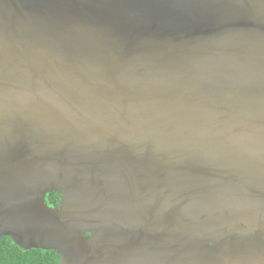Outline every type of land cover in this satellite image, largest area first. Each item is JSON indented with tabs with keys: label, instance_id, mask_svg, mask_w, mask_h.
<instances>
[{
	"label": "water",
	"instance_id": "obj_1",
	"mask_svg": "<svg viewBox=\"0 0 264 264\" xmlns=\"http://www.w3.org/2000/svg\"><path fill=\"white\" fill-rule=\"evenodd\" d=\"M0 181L57 264H264V0H0Z\"/></svg>",
	"mask_w": 264,
	"mask_h": 264
},
{
	"label": "trees",
	"instance_id": "obj_2",
	"mask_svg": "<svg viewBox=\"0 0 264 264\" xmlns=\"http://www.w3.org/2000/svg\"><path fill=\"white\" fill-rule=\"evenodd\" d=\"M47 202L54 208L58 207L57 195L50 193ZM59 256L54 250L18 247L10 237H0V264H57Z\"/></svg>",
	"mask_w": 264,
	"mask_h": 264
},
{
	"label": "rangeland",
	"instance_id": "obj_3",
	"mask_svg": "<svg viewBox=\"0 0 264 264\" xmlns=\"http://www.w3.org/2000/svg\"><path fill=\"white\" fill-rule=\"evenodd\" d=\"M241 220V215L240 213L237 215H234L233 213L231 215H225V217H223L219 222L218 225L219 226H223L226 224H230L234 221H239ZM4 228H0V236H5V234L3 233ZM21 248V247H20ZM22 249L26 250V248L22 247Z\"/></svg>",
	"mask_w": 264,
	"mask_h": 264
},
{
	"label": "flooded vegetation",
	"instance_id": "obj_4",
	"mask_svg": "<svg viewBox=\"0 0 264 264\" xmlns=\"http://www.w3.org/2000/svg\"><path fill=\"white\" fill-rule=\"evenodd\" d=\"M0 184L2 185V187H0V188L5 189L6 181H0ZM3 185H4V186H3ZM0 192H1V193H3V192L6 193V191H1V190H0ZM50 193H54V194L57 195V198H56V199H58V205H59L61 197L59 196V194H57V193L54 192V191H51V192H47V193H46L45 198H44L45 201H46V203H47L49 206H51V205L47 202V200H46V199H49V198H48V195H49ZM5 195H6V194H5ZM1 197H2L3 199L6 198V197H3V196H0V198H1ZM52 207H53V206H52ZM59 259H60V258H59ZM59 259H58V260H59Z\"/></svg>",
	"mask_w": 264,
	"mask_h": 264
}]
</instances>
